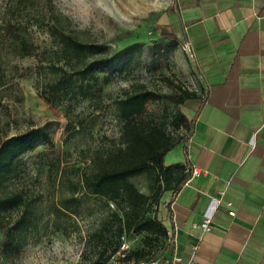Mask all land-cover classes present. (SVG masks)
<instances>
[{"label": "rangeland", "instance_id": "1", "mask_svg": "<svg viewBox=\"0 0 264 264\" xmlns=\"http://www.w3.org/2000/svg\"><path fill=\"white\" fill-rule=\"evenodd\" d=\"M170 1L0 0V65L6 75L4 86L0 87V138L43 125L50 134L48 143L39 144L21 156L17 175L4 189L21 188L33 198V207L31 222L17 231L19 246L11 256L3 251L0 230V264H93L96 254L90 234L103 216L117 206L87 195L82 189L75 194L78 205L70 203L76 212L64 214L57 206L61 197L69 196V182H75L79 171L87 167L91 153L112 147L118 138L120 123L113 100L139 83L162 95L177 91L173 85L200 90L197 77L190 72L180 51L171 53L168 64L160 70L149 65L147 49L152 38L149 32ZM55 16L61 19L64 29L87 43L105 44L111 51L132 43L138 45L130 60L115 62L98 71L111 73L112 80L103 85L95 97L51 105L39 95L38 87L45 79L41 65L58 62L59 46L50 34V28L57 23ZM7 22L23 27L26 38L35 46L33 55L19 57L10 51L4 32ZM187 109L185 102L177 106L165 96L148 107L150 116L164 125L178 141L176 147L180 148L185 143L186 130L174 128L171 120L177 111L186 113ZM81 118H84L83 127L77 126ZM91 118H94L93 126L87 127ZM68 119L75 125L73 128L67 129ZM62 167H66V171L61 176ZM131 180L139 190L150 193V180L145 175ZM166 195L162 193L157 204L150 203L147 214L160 218V207ZM20 213L18 208L8 210L10 225ZM145 235L144 232H131L125 233V238L130 247H144L149 260L159 261L169 251V240L153 241L144 246Z\"/></svg>", "mask_w": 264, "mask_h": 264}, {"label": "crops", "instance_id": "2", "mask_svg": "<svg viewBox=\"0 0 264 264\" xmlns=\"http://www.w3.org/2000/svg\"><path fill=\"white\" fill-rule=\"evenodd\" d=\"M153 28L177 39L200 90L185 143L164 158L199 173L167 193L170 248L151 264H264V0H171Z\"/></svg>", "mask_w": 264, "mask_h": 264}, {"label": "trees", "instance_id": "3", "mask_svg": "<svg viewBox=\"0 0 264 264\" xmlns=\"http://www.w3.org/2000/svg\"><path fill=\"white\" fill-rule=\"evenodd\" d=\"M55 19L57 23L50 28V34L59 46L56 51L58 62L41 65L45 79L42 86L38 87L39 95L51 105L60 104L65 100L95 97L101 92L103 85L112 80L111 73L100 74L98 71L111 67L115 62L130 60L138 45L132 43L118 51H111L105 44L83 41L64 29L58 16H55ZM154 31L152 28L149 32L152 38L147 55L150 67L160 70L168 64V58L178 46V41L171 34L153 35ZM4 32L8 37L7 46L13 54L19 57L34 54L35 46L26 38L21 25L7 22ZM60 61L62 64L59 65ZM5 82L6 75L0 65V87L4 86ZM169 83L172 84V81L169 80ZM173 86L177 91L162 95L139 83L126 91L122 97L114 99L115 115L120 123L118 138L112 147L94 150L85 169L79 171L75 167L79 173L75 182L68 184L69 196L60 199L57 210L64 214L76 212L70 203L77 204L75 194L81 189L87 195L102 198L107 204L113 203L117 206L116 210L103 216L90 234L96 254L93 264H106L109 256L117 249L120 237L125 233L144 232V246L153 241L169 240L162 220L147 214V207L150 203L157 204L164 192L174 195L189 178L191 170L182 162L165 164L166 153L174 148L178 141L166 131L162 123H157L154 117L150 116L148 107L151 102L164 96L177 106L186 100L199 97L195 90L181 85ZM83 120L84 118L78 119L77 126L83 127ZM171 122L174 128L184 127L187 138L191 131V120L186 114L177 111ZM93 123L94 118H91L87 127H92ZM74 126L72 120L68 119L67 129ZM49 141L50 134L45 125L30 127L0 138V230L6 255L11 256L19 246L17 231L31 222L33 198H29L21 188L10 191L4 189L8 181L17 175L21 156L37 145ZM65 171L66 167L60 168L61 176ZM139 175H145L150 180L149 194L139 190L131 180ZM12 208L20 209L21 213L10 225L8 210ZM129 257L147 262L154 261L147 258L148 253L144 247H131Z\"/></svg>", "mask_w": 264, "mask_h": 264}, {"label": "built area", "instance_id": "4", "mask_svg": "<svg viewBox=\"0 0 264 264\" xmlns=\"http://www.w3.org/2000/svg\"><path fill=\"white\" fill-rule=\"evenodd\" d=\"M199 173L198 167L193 165L191 167V175H197ZM113 206V203H110ZM229 214L233 215L234 211H229ZM212 227L210 217H204L199 222H193L192 228L199 229L201 233L209 231ZM168 239H171V233L167 231ZM130 245L127 242L125 235L120 237V242L117 249L109 256L106 264H151L152 262H147L143 259H136L134 257H129ZM197 245H192V250L195 251ZM174 261L178 262L179 258L175 257ZM154 262V261H153Z\"/></svg>", "mask_w": 264, "mask_h": 264}]
</instances>
